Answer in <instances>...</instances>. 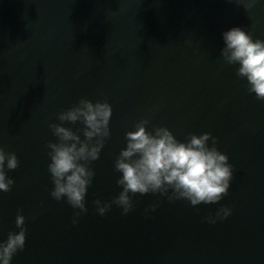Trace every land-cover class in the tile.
Wrapping results in <instances>:
<instances>
[{
	"label": "water",
	"instance_id": "95a60500",
	"mask_svg": "<svg viewBox=\"0 0 264 264\" xmlns=\"http://www.w3.org/2000/svg\"><path fill=\"white\" fill-rule=\"evenodd\" d=\"M233 26L264 39V0H0V146L19 161L0 192V240L19 231L18 212L26 229L12 264H264V100L221 55ZM81 98L112 116L74 224L80 210L50 195L49 125L84 140L80 121L58 119ZM142 119L181 141L210 132L233 167L227 194L193 206L130 193L124 214L114 164ZM221 206L231 214L208 223Z\"/></svg>",
	"mask_w": 264,
	"mask_h": 264
},
{
	"label": "clouds",
	"instance_id": "9594fccd",
	"mask_svg": "<svg viewBox=\"0 0 264 264\" xmlns=\"http://www.w3.org/2000/svg\"><path fill=\"white\" fill-rule=\"evenodd\" d=\"M255 0H253V3ZM223 48L220 50L228 64L238 65L237 75L247 81L248 91L257 99L264 100V39H253L244 28L233 26L221 33ZM112 106L106 100L93 102L81 98L79 102L58 114L60 121H80L83 124L84 140L70 128L52 123L49 126L59 142H49L51 174L54 187L50 195L56 200L66 198L68 204L80 212L73 223L78 222L81 212H86L85 195L92 182L94 171L89 162L97 160L110 135L109 123ZM148 120L138 121L134 130L125 133L126 146L121 148L114 167L121 173L116 183L122 186L112 203L127 214L133 207L130 193L149 192L167 195L168 199H186L196 206L219 202L227 194L233 177V167L227 154L217 147L210 132L190 134L185 140L176 138L167 126L148 130ZM213 143L209 145V140ZM15 152H6L0 146V192H8L14 180L7 170L18 167ZM171 189V193H169ZM97 211L103 215L111 207L109 202L94 201ZM153 209L155 205H151ZM147 211V210H146ZM232 212L221 206L215 216L205 219L215 224ZM19 231L9 232L0 240V264H12L14 254L25 248V216L18 212L15 218Z\"/></svg>",
	"mask_w": 264,
	"mask_h": 264
}]
</instances>
